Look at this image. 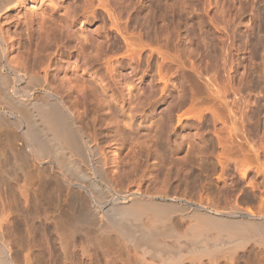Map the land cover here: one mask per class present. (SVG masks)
<instances>
[{
    "label": "rangeland",
    "instance_id": "obj_1",
    "mask_svg": "<svg viewBox=\"0 0 264 264\" xmlns=\"http://www.w3.org/2000/svg\"><path fill=\"white\" fill-rule=\"evenodd\" d=\"M39 2L44 27L60 30L71 43L50 44L42 57L51 64L48 79L66 105V93L76 98L72 117L98 145L102 173L117 190L155 191L158 202L178 210L181 204L191 212L202 205L214 215L233 207L264 214V0ZM27 8L37 33L40 17L31 3ZM12 17L10 33L17 30V14ZM20 30L11 37L13 49L21 53L22 40L33 60ZM29 159L31 170L61 173L53 159ZM92 167L81 165L99 182ZM172 215L169 227L183 233L188 222ZM14 226L0 224L11 257ZM236 254L241 260L233 262L245 264L253 251ZM188 258L180 264L198 262ZM119 262L133 264L123 256Z\"/></svg>",
    "mask_w": 264,
    "mask_h": 264
},
{
    "label": "bare ground",
    "instance_id": "obj_2",
    "mask_svg": "<svg viewBox=\"0 0 264 264\" xmlns=\"http://www.w3.org/2000/svg\"><path fill=\"white\" fill-rule=\"evenodd\" d=\"M30 3L40 17L37 33ZM43 5L39 0H0V224H17L13 257L0 237V264H120L122 256L133 264L146 259L180 264L186 256L198 264H214L219 258L223 264H237V251H253V260L248 257L245 264H264V214L233 207L214 215L205 206L191 212L181 204L179 210L174 205L175 212L172 203L153 197L155 191L142 195L117 190L103 175L101 150L74 121L76 98L66 93V105L48 79L51 64L42 57L49 55L50 44L69 48L71 43L60 30L44 27ZM13 13L16 34L9 32ZM18 29L36 54L33 60L26 57L22 40L21 53L13 49L11 37L20 35ZM30 156L53 159L61 173L46 174L40 166L31 170ZM81 165L93 166L100 183L89 179V169ZM172 214L184 225L188 222L183 233L169 227Z\"/></svg>",
    "mask_w": 264,
    "mask_h": 264
}]
</instances>
